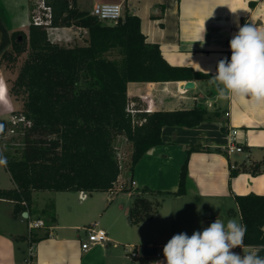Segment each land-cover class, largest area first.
<instances>
[{"label": "crops", "instance_id": "0c3cea01", "mask_svg": "<svg viewBox=\"0 0 264 264\" xmlns=\"http://www.w3.org/2000/svg\"><path fill=\"white\" fill-rule=\"evenodd\" d=\"M36 1L18 0L14 3L19 6L18 12L13 7L0 6V53L9 46L11 29L27 33L31 3ZM75 1L79 9L89 12L103 2L120 3L123 9L127 1L130 11L140 18L146 40L159 45L168 63L212 75L218 61L231 54L229 41L238 32V25L264 24V0ZM48 36L58 43L85 44L87 32L82 27L60 26L49 30ZM210 80L194 79L189 89L180 86L186 80L128 82V102L137 109H174L198 103L218 111L219 116L191 128L162 127L163 143L149 148L131 173L127 169L120 172L113 190L98 192L97 197L93 192L81 199L79 192L56 191L65 195H53L48 202L44 194H49V190H34L31 206L23 211L26 215L22 212L18 216L13 215V201L0 198V264H164L163 248L175 234L184 232L191 236L217 217L225 222L232 217L240 221L234 196L264 194V168L256 174L240 170L230 176L231 165L237 168L242 162L262 161L264 167V104L257 105L250 97L220 99ZM4 98L0 100V112L10 113L13 102L8 95ZM192 143L209 149L190 153L185 194L165 195L153 218L130 224L132 193L143 187L175 191L186 148ZM231 143L240 145L242 151L227 153L226 147ZM4 170L7 181L0 188H11L14 183L5 164ZM37 219L44 226L33 228L30 236L23 233L22 224L28 228V223ZM94 223L105 229L108 239L83 250L86 228ZM141 224L145 227H138L142 230L140 240L147 247L153 244L162 250L148 254L137 249L135 236L129 235L132 231L124 230ZM139 232L135 231V235ZM121 236L132 242H121ZM126 244L134 245V257L126 254ZM233 251L243 254L239 247ZM259 255L264 256V251Z\"/></svg>", "mask_w": 264, "mask_h": 264}, {"label": "trees", "instance_id": "16d2710c", "mask_svg": "<svg viewBox=\"0 0 264 264\" xmlns=\"http://www.w3.org/2000/svg\"><path fill=\"white\" fill-rule=\"evenodd\" d=\"M44 2L51 8L52 27H82L87 38L85 44L62 45L49 38L46 27L30 21L27 33L10 32L9 46L0 53V66L8 67L24 54L8 92L21 101L19 115L28 124L22 127L20 156L5 161L14 186L0 188V198L13 201L14 216L28 210L34 190H113L121 172L114 146L118 136L129 143L126 165L131 173L149 148L163 143L162 127L191 128L219 116L198 103L131 115L126 110L128 82L207 80L212 74L168 63L159 45L146 40L127 1L115 24L79 9L75 0ZM208 149L199 143L186 148L175 191L143 187L133 192L129 223L153 218L165 195L185 194L190 153ZM261 166L262 161L242 162L230 176L240 170L256 174ZM234 199L240 222L247 226L244 245H264V194Z\"/></svg>", "mask_w": 264, "mask_h": 264}, {"label": "clouds", "instance_id": "9594fccd", "mask_svg": "<svg viewBox=\"0 0 264 264\" xmlns=\"http://www.w3.org/2000/svg\"><path fill=\"white\" fill-rule=\"evenodd\" d=\"M238 28L229 41L230 60L218 61L209 84L220 99L250 97L255 104H264V24L245 23ZM246 232L247 226L237 219L225 222L217 217L191 236L175 234L163 248L164 264H264V256L259 255L264 245L247 246L250 250H246ZM237 247L242 255L233 251Z\"/></svg>", "mask_w": 264, "mask_h": 264}, {"label": "rangeland", "instance_id": "374dc122", "mask_svg": "<svg viewBox=\"0 0 264 264\" xmlns=\"http://www.w3.org/2000/svg\"><path fill=\"white\" fill-rule=\"evenodd\" d=\"M17 1L18 0H0V6L4 7V5H5L7 8L13 7V11L18 12L19 6L17 4L16 5L14 4V3H17ZM36 7H37L36 2H32L31 3V10H32L31 16L35 13L33 10ZM39 11L40 12L44 11L41 6L39 7ZM31 20H32V18L30 17V21ZM11 30H13V29H11ZM59 43L62 45L73 44L72 42L67 43V44H65L64 42H59ZM23 58H24V54L18 58L16 64L13 67L5 66V64L0 66V77L4 80L7 90L10 89V87L12 85V80L14 79V77L17 73L18 67L21 64ZM8 96H9V99L13 102V108H12L10 113L0 112V184H6V181H7V178H6L7 176H6L5 170H4L5 161L9 157L20 156L21 149H22V127H23V125L27 124V120L25 118H24V120H18V121L16 120V123H14V124L11 122V116H13V118H14V116H16V117L20 116L19 111L21 109V101L15 99V97L11 91L8 92ZM114 146L117 150L118 158L122 162L121 171L126 170L127 169L126 162L128 161L129 152H130L129 143L125 140V138L123 136H118V137H116V139L114 141ZM98 192L99 191L93 192L94 197H97L98 195H100V194H98ZM87 194H90V193L87 192ZM53 195L54 196L57 195L56 197H58V195L62 196L65 194L64 193L59 194V193H56V191H50L49 194H44V196H45L44 199L47 200L48 202H51ZM47 196H49V198H47ZM73 197H76V194H73ZM185 219L187 221L190 220V218L188 216ZM234 219H237L239 221V219L237 217H235ZM143 225L144 224H141V226H127L124 231H132V232H130L129 235L131 236L133 233V235L135 236L134 237L135 242L138 243L137 249L138 250L140 249V252H146V253L150 254L153 251L162 250L161 248H157V245L153 246V244H151L152 247H147L145 245L144 241L140 240L142 230H139L138 227H140V229H142L143 227H145ZM21 227L24 228V230L22 229L23 233H25L27 236L31 235V231H29V229L26 228L24 223L22 224ZM151 229H153L152 226H151ZM135 231H140V232L135 235ZM121 239H122L121 242H126V240H129L128 242H132L131 239H126V236H123V237L121 236ZM120 247H122V246H120Z\"/></svg>", "mask_w": 264, "mask_h": 264}, {"label": "built area", "instance_id": "2783aa9c", "mask_svg": "<svg viewBox=\"0 0 264 264\" xmlns=\"http://www.w3.org/2000/svg\"><path fill=\"white\" fill-rule=\"evenodd\" d=\"M37 7L33 10L35 13L31 16L32 22L37 25H42L46 27L47 31L51 30L52 27L50 25L51 23V8L45 4L44 0H37L36 1ZM42 7L44 11L40 12L39 7ZM91 15L96 16L99 20L104 22H109L115 24L117 20L122 17L123 15V9L120 3H113V2H103V3H97L95 4L91 11ZM0 95L3 97H7L8 90L6 88L4 80L0 77ZM126 110L131 114H135L138 111H149V109H137L134 107V104L132 102H128L126 106ZM16 120H24V117L20 115L19 117L11 116V122L14 124L16 123ZM28 124V121H27ZM242 151V147L240 145L231 143L227 145L226 152L227 153H233V152H240ZM119 161V168L122 169V162L118 158ZM233 168L234 165H231ZM79 197L81 199H84L86 197V193L83 191L79 192ZM44 226V222L41 219L33 220L28 223V229L31 231L33 228L42 227ZM86 238L81 242V249L87 250L92 245H95L97 243H102L107 241V233L105 229L102 227L96 225V223L93 224L91 227L86 228ZM125 252L127 255L134 257L136 255L134 250V245H125ZM160 255V253H157V256Z\"/></svg>", "mask_w": 264, "mask_h": 264}, {"label": "water", "instance_id": "95a60500", "mask_svg": "<svg viewBox=\"0 0 264 264\" xmlns=\"http://www.w3.org/2000/svg\"><path fill=\"white\" fill-rule=\"evenodd\" d=\"M181 88L189 89L193 87V81L192 80H186L183 83L180 84ZM24 215H26V212H23Z\"/></svg>", "mask_w": 264, "mask_h": 264}, {"label": "bare ground", "instance_id": "6f19581e", "mask_svg": "<svg viewBox=\"0 0 264 264\" xmlns=\"http://www.w3.org/2000/svg\"><path fill=\"white\" fill-rule=\"evenodd\" d=\"M0 100L4 101L5 98L2 95H0Z\"/></svg>", "mask_w": 264, "mask_h": 264}]
</instances>
